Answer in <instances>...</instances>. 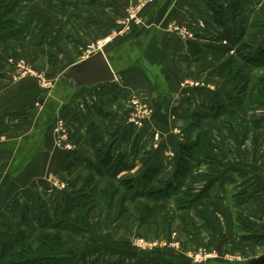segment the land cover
<instances>
[{"label": "crops", "instance_id": "1", "mask_svg": "<svg viewBox=\"0 0 264 264\" xmlns=\"http://www.w3.org/2000/svg\"><path fill=\"white\" fill-rule=\"evenodd\" d=\"M9 1L15 7L3 22L12 23L0 31V245L1 235L15 239L16 232L15 255L25 244L35 249L43 236H57L66 250L54 255H75L77 264L97 262L96 241L97 264H195L191 253L200 248L217 253L204 264H240L264 254L249 242L264 236V91L254 108L216 113L235 85L218 76L228 56L214 48L227 29H242L241 44L263 39L264 0H156L137 21L135 0H3L1 6ZM173 25L195 40L182 39ZM108 37L100 49L113 83L74 90L60 79ZM7 58L14 60L10 67ZM21 59L54 88L44 92L32 77L15 79L11 69ZM132 98L152 110L140 129L128 122ZM58 122L66 125L71 150L55 146ZM200 135L208 144L195 147ZM182 146L190 147V158L181 186L160 200H133L140 181L146 192L174 183ZM101 152L122 157L119 164L128 168L104 171ZM188 189L198 199L180 207ZM140 202L153 209L149 219L135 210ZM142 228H154L149 236L161 243L177 233L180 246L142 253L132 247Z\"/></svg>", "mask_w": 264, "mask_h": 264}, {"label": "trees", "instance_id": "2", "mask_svg": "<svg viewBox=\"0 0 264 264\" xmlns=\"http://www.w3.org/2000/svg\"><path fill=\"white\" fill-rule=\"evenodd\" d=\"M2 2L3 0H0V31L3 28V25L11 26L12 23L9 21L3 22V18L8 15V13H6V9L9 11L10 5H5L4 7L8 8L2 11ZM236 30L237 29L231 31L227 29L224 34L219 36L214 42V45H216V47L214 48L222 52L224 55L228 56L227 60L220 65L218 69V76L221 78H227V80L232 81V83L235 85L234 96H226L224 101L219 102L218 110L216 111V113H226L230 116L235 114L241 105H255L259 99V94L264 91V76L262 75V77L256 79L252 77V73L249 70L250 64L253 63H258L256 69L264 70V39L260 47L252 52H247L249 49L248 45L245 43L241 44L242 29L240 28L238 32H236ZM190 45L194 47L195 44L190 43ZM231 52L233 54H231ZM252 84H256L253 89H260L259 91L255 89L258 93V96L253 98H251V96H253V89L250 88ZM262 122H256L255 125H260ZM199 142L201 143V145H206L208 144V139L204 135H200L197 139V142L195 143V147L197 144L199 145ZM204 152L209 154L210 150L206 149L205 146ZM98 157L100 161V167L108 173L110 172L116 174L117 170L128 168L123 163L119 164V162H123L122 157L113 160L108 152H101ZM179 158L180 159L178 161V165L182 166L181 170L183 172L180 170L175 174V180L174 183H171L172 185L169 184L165 189L159 191L152 190L146 192L143 188H141L140 181V183H138L137 185L138 190L133 195V200L138 198H151L153 200H160L169 193V190H175L179 188L181 186V178L186 170V164L184 163L190 158L189 146H182L180 148ZM148 177H150V175H146L144 179H142L144 185L146 184L145 179H147ZM125 182L129 188L133 189V182L129 180ZM144 185L142 186L144 187ZM192 190L193 189L186 190L184 195V198L186 199H178V205L180 207H189L198 199V197H195V194H192ZM140 209L146 213L145 219H149L154 213L153 209L148 208L146 205L142 206ZM1 239L3 241V245H0V264L3 263L5 259L9 257V255L11 256V259L6 262V264H77V256L75 255H54L56 251H59V246H61L59 238L57 236H43L40 241H38L39 245L35 249H32L30 244H25L15 255L11 252H13L14 250L15 240L19 239H17V234L15 236V239H11L8 235H1Z\"/></svg>", "mask_w": 264, "mask_h": 264}, {"label": "rangeland", "instance_id": "3", "mask_svg": "<svg viewBox=\"0 0 264 264\" xmlns=\"http://www.w3.org/2000/svg\"><path fill=\"white\" fill-rule=\"evenodd\" d=\"M142 1L143 0H135V4H134V6H132L133 8H132V13H134L135 15H137L138 13H141V11L143 10V9H145V7L148 5V4H150V3H152V2H154V1H156V0H147V3L145 4V6H139L141 3H142ZM6 5H10V9H9V11L6 9V8H8V7H2L1 8V10L2 11H4L5 9H6V13H10V12H12L13 11V9H14V7H15V5L14 4H12V1H9ZM130 9V8H129ZM128 9V10H129ZM128 10H126V11H128ZM129 14H131L130 12H129ZM138 18H140V16H136V20L135 21H137V19ZM132 20H134L133 18H131ZM129 23H131V20H129ZM140 25V24H139ZM124 28H126V29H129V27H130V25L128 24V25H122ZM183 25H173V27H170V29L172 30V29H174L175 27H180V28H182L183 29V27H182ZM173 31V30H172ZM190 31V30H189ZM192 32V31H191ZM193 33V32H192ZM195 35H194V38H193V40L192 41H194L195 40ZM259 37H257V36H252V38H250V39H248V41H247V43H245V44H247L248 45V47H249V49H248V51L247 52H252V51H254L255 49H257L258 47H260V45L263 43V39H260L261 40V42L262 43H259L260 41H259ZM110 40H109V37L108 38H106V39H103V40H101V41H98L97 43L95 42L94 44H92L91 46H89V48H88V51H90V52H93V51H95V50H101L100 48H101V46H103V45H105L104 43L105 42H109ZM244 44V45H245ZM244 48V47H243ZM8 62H7V65L10 67V64L14 61L12 58H10V61H9V59L7 58L6 59ZM21 61L23 62V65L25 66V68L27 69V71H26V73L21 77H19V76H17V67H15V65H16V63H13V66L15 67V68H13V69H11V72H12V76L15 78V79H19V78H24V77H32V78H34V79H36V81H37V83H38V86H39V88L42 90V91H44V92H46V91H50L52 88H54V85H52L51 84V82H50V80L49 79H47L46 77H45V74L43 75V73H41V72H38L37 70H35L31 65H29L27 62L28 61H25L24 59H21ZM261 61H263V60H261ZM225 62V61H224ZM258 65V63L257 64H255V63H253V64H250V66H249V70L251 71V73H252V77H254V78H256V79H259V77H262V75L264 76V70L263 69H256V66ZM56 74V73H55ZM195 84H197V85H195ZM256 84H252L251 86H250V88L251 89H253L254 88V86H255ZM193 86H199V84L198 83H196V82H193ZM253 86V87H252ZM256 90H260V89H257V88H255ZM255 89H253L252 90V95L253 96H251V98H253V97H257L258 96V93L256 92V90ZM255 95V96H254ZM141 102V101H140ZM258 102V101H257ZM256 102V103H257ZM128 103H129V101H128ZM145 104V103H144ZM146 105V104H145ZM252 106V108H254L255 106H253V105H251ZM152 115V114H151ZM150 119V118H149ZM148 119V120H149ZM147 120V121H148ZM146 121V122H147ZM129 122V121H128ZM146 124V123H145ZM144 124V125H145ZM65 127H66V125H65ZM66 131H67V143L70 145V143H69V133H68V130H67V128H66ZM56 132H57V129H56ZM157 135V134H156ZM58 136V134L56 135V137ZM158 136V135H157ZM155 137V136H154ZM158 138H159V136H158ZM55 140V146L56 147H61L62 146V144H60L58 141H57V139L55 138L54 139ZM48 180H50V181H52V183H54L56 186H58L59 188H61L62 187V183L61 182H59L58 181V179L55 181L51 176L50 177H48ZM122 204H123V202H122ZM120 205V204H119ZM133 205H135L134 203H133ZM142 206H145V204L144 203H136V205L134 206V208H135V210H137L138 208H141ZM121 207H123V206H121ZM130 208V207H129ZM123 209L126 211L127 210V208H125V207H123ZM131 209V208H130ZM128 211V210H127ZM138 211V210H137ZM129 212H131V217H133L132 216V213H133V211L132 210H129ZM137 214V213H136ZM156 217V219H157V217L158 216H155ZM129 219H130V216H129ZM155 231V229L153 228V229H150V230H148V229H146V228H142V230H141V232H139L138 233V235L136 236V237H133V242L136 240V239H140V241H147L146 239L149 237L150 239H153V241H155V240H157V241H155V242H159V243H161V241H159L160 239L158 238V237H155V236H149V234L152 232H154ZM99 232V231H98ZM15 233V235L17 234L16 232H14ZM170 235H168V237H169ZM177 233H175V235H174V233H173V235L171 236V238L173 237V241H175V238L176 239H178L177 238ZM261 237V238H260ZM156 238V239H155ZM258 238V239H257ZM255 239H257V240H255ZM170 241V240H169ZM169 241H162V243L160 244L162 247L163 246H165L167 243H169ZM172 241V240H171ZM101 242V241H100ZM133 242H132V247H134L133 246ZM177 242H178V240H177ZM249 242H252V244H255V246L256 247H259V250L258 251H264V236H258V237H252L251 239H249ZM165 244V245H164ZM159 246V245H158ZM180 245L178 244L177 246H175V248L177 249V247H179ZM59 251H57V252H59V253H63V251L64 250H66V249H64L63 247H61V246H59ZM101 248H102V244L100 245L99 244V241H96V243H93L92 245H91V251L92 252H95V254H96V257L94 258V259H96L95 261H97V262H93V263H95V264H97L98 262H99V253H100V250H101ZM201 250H204V251H206L209 255L208 256H211L210 258H208V259H206V260H204V261H202V263H198V264H204V263H206L207 261H209V260H211V259H213V258H216L217 257V253L216 252H214L213 250H209V249H207V248H200ZM199 250V249H198ZM140 252H142V251H140ZM152 252V251H151ZM197 252V250H195V251H193L192 253H191V257H192V255L194 254V253H196ZM143 253V252H142ZM226 257V260L227 261H236V259H238L236 256H233V255H226L225 256ZM191 260H192V258H191ZM192 262H193V260H192ZM194 263V262H193ZM196 264V263H195Z\"/></svg>", "mask_w": 264, "mask_h": 264}, {"label": "built area", "instance_id": "4", "mask_svg": "<svg viewBox=\"0 0 264 264\" xmlns=\"http://www.w3.org/2000/svg\"><path fill=\"white\" fill-rule=\"evenodd\" d=\"M146 3H147V0H143L139 6L143 7V6H145ZM172 30L175 33H177L178 35H180V37L186 41H191L194 38V33H192L191 31L187 30L184 27H183V29L180 27H175ZM15 67H17V76H19V77L20 76L22 77L27 71V69L25 68V66L23 65V62L21 60L17 61ZM195 85H197V84H195ZM151 114H152L151 108L149 106L145 105L143 102H140V100H138L137 98H132L129 100L128 107H127L128 121L135 129L142 128L144 126V124L146 123V121L151 117ZM56 129H57V134H58V136L56 137L57 141L60 144H62V146L66 150H71L72 149L71 145H69L67 143V131H66L65 125L62 122H58ZM154 141H156V142L158 141L157 135H155ZM174 235H175V233H174ZM171 240L166 245H168L172 248H175V246L178 245L177 239L175 238V241H173V237H172ZM160 244L161 243H159V242L157 243L153 240L152 241H140V239H136L133 242L134 248L139 250V251H142V252H147L153 248H157V247L161 246ZM208 255L209 254L206 251L199 249V250H197L196 253H194L192 255L191 258H192L194 263L198 264V263H202V261L211 257Z\"/></svg>", "mask_w": 264, "mask_h": 264}, {"label": "water", "instance_id": "5", "mask_svg": "<svg viewBox=\"0 0 264 264\" xmlns=\"http://www.w3.org/2000/svg\"><path fill=\"white\" fill-rule=\"evenodd\" d=\"M60 79L72 84L77 90L83 86L113 83L115 75L101 50L91 52L85 59L68 67ZM240 264H264V254Z\"/></svg>", "mask_w": 264, "mask_h": 264}]
</instances>
